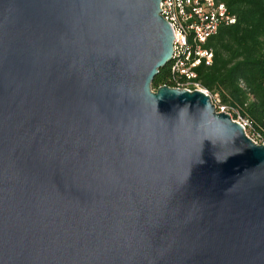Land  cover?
Masks as SVG:
<instances>
[{
	"label": "water",
	"instance_id": "water-1",
	"mask_svg": "<svg viewBox=\"0 0 264 264\" xmlns=\"http://www.w3.org/2000/svg\"><path fill=\"white\" fill-rule=\"evenodd\" d=\"M162 0H0V264H264V145L162 85Z\"/></svg>",
	"mask_w": 264,
	"mask_h": 264
},
{
	"label": "trees",
	"instance_id": "trees-1",
	"mask_svg": "<svg viewBox=\"0 0 264 264\" xmlns=\"http://www.w3.org/2000/svg\"><path fill=\"white\" fill-rule=\"evenodd\" d=\"M222 1L238 21L222 26L207 40L205 46L214 50V60L197 67V80L224 102L247 103L244 111L264 128V0ZM162 85L177 86L169 64L153 80L155 88Z\"/></svg>",
	"mask_w": 264,
	"mask_h": 264
},
{
	"label": "built area",
	"instance_id": "built-area-1",
	"mask_svg": "<svg viewBox=\"0 0 264 264\" xmlns=\"http://www.w3.org/2000/svg\"><path fill=\"white\" fill-rule=\"evenodd\" d=\"M161 14L170 23L174 35V57L169 63L171 79L179 88L202 90L211 96L218 112L231 115L240 123L246 135L256 144L264 145V128L244 111V105L221 102L197 80V67L203 62L212 65L214 50L206 47L207 40L222 26L236 24L238 18L222 0H162Z\"/></svg>",
	"mask_w": 264,
	"mask_h": 264
},
{
	"label": "rangeland",
	"instance_id": "rangeland-1",
	"mask_svg": "<svg viewBox=\"0 0 264 264\" xmlns=\"http://www.w3.org/2000/svg\"><path fill=\"white\" fill-rule=\"evenodd\" d=\"M152 89H153V90H156L157 88H155V87L152 85ZM211 94L215 97V96H216L217 94H219V93H212V92H211ZM219 98H220L221 102H224L223 99H222V96H221L220 94H219Z\"/></svg>",
	"mask_w": 264,
	"mask_h": 264
}]
</instances>
